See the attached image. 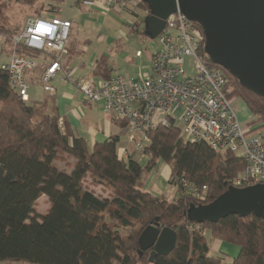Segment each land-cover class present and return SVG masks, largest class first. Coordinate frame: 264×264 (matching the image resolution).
I'll return each instance as SVG.
<instances>
[{
  "label": "trees",
  "instance_id": "16d2710c",
  "mask_svg": "<svg viewBox=\"0 0 264 264\" xmlns=\"http://www.w3.org/2000/svg\"><path fill=\"white\" fill-rule=\"evenodd\" d=\"M16 1L31 6L34 0ZM82 1L90 0L76 3ZM138 7L147 13L148 7L141 0ZM47 11L54 12V7ZM39 14L36 10L35 15ZM135 24L136 31L139 24L144 29L142 19ZM20 29L0 33L11 38ZM16 49L29 57L40 55L26 47ZM200 55L211 65L202 46ZM93 71L108 78L111 69L107 59H99ZM224 72L234 86L229 90L228 84L224 89L226 97L231 100L239 93L256 124L263 126L264 99ZM0 103V261L150 263V250L137 251L138 237L147 225L157 221L160 227L173 229L177 241L169 254L156 255L150 264H221V257L209 255L206 236L188 230L191 222L187 210L208 203L226 190L243 169L241 158L231 153L222 155L203 142L186 143L173 124L149 132L144 166L132 154L127 159L118 158V136L95 142L89 149L84 137L57 113L51 99L22 100L1 65ZM158 162L170 166L169 181L177 188V197L172 200L144 189L140 183L141 174ZM86 175L92 183L108 187L113 197L83 190ZM181 178L200 189L205 187V199L199 200L185 190ZM41 195L47 197L49 209L38 215L34 204ZM202 226L207 227L210 238L239 248L228 264H264V217L229 214Z\"/></svg>",
  "mask_w": 264,
  "mask_h": 264
},
{
  "label": "built area",
  "instance_id": "2783aa9c",
  "mask_svg": "<svg viewBox=\"0 0 264 264\" xmlns=\"http://www.w3.org/2000/svg\"><path fill=\"white\" fill-rule=\"evenodd\" d=\"M122 1L125 0H90V3L105 12ZM71 25L70 20L53 13L29 16L10 38V56L1 68L22 100H29L25 77L28 70L37 66L42 69L41 82L46 92L54 91L49 82L56 72H61L63 79L81 93L85 103L100 104L104 113L124 123L130 149L127 146L117 149L118 158L127 159L135 151L145 155L149 132L173 124L179 128L184 142H203L211 149L243 160V169L230 185L264 183V125L248 128L241 125L224 93L229 77L224 69L213 63L208 65L200 55L204 37L193 21L179 11L167 17L162 31L155 37L160 49L151 53L148 71H139L136 78L122 74L108 78L93 73L78 76L74 68L63 66ZM130 25L132 30L136 28L135 23ZM17 47L40 52L43 62L39 64L35 57L18 52ZM141 54V50L136 52V56ZM186 58H191L195 68L191 73L184 67ZM180 182L195 198L205 199V187H195L183 178ZM202 227V223L196 222L187 225L188 230L206 236Z\"/></svg>",
  "mask_w": 264,
  "mask_h": 264
},
{
  "label": "water",
  "instance_id": "95a60500",
  "mask_svg": "<svg viewBox=\"0 0 264 264\" xmlns=\"http://www.w3.org/2000/svg\"><path fill=\"white\" fill-rule=\"evenodd\" d=\"M148 11L141 18L144 34L153 39L171 14L179 11L197 23L203 33V52L213 64L234 77L246 90L264 99V0H141ZM237 214L264 217V183L228 185L208 203L187 210L190 222L216 223ZM177 234L156 221L138 237V252L150 250L148 262L167 255L176 246Z\"/></svg>",
  "mask_w": 264,
  "mask_h": 264
},
{
  "label": "rangeland",
  "instance_id": "374dc122",
  "mask_svg": "<svg viewBox=\"0 0 264 264\" xmlns=\"http://www.w3.org/2000/svg\"><path fill=\"white\" fill-rule=\"evenodd\" d=\"M33 1V0H32ZM48 4L51 2L49 0H34L33 4L29 6L28 4L20 3L16 0H0V30L7 32H14L20 29L25 21V19L29 16H34L36 14V10H40L44 7L41 4ZM57 2V3H56ZM55 8L58 10L56 12H50L61 18H68L70 21L74 20V24L77 27V33L79 36V40L82 43H85L83 47L88 49V53L91 51L99 52L101 49L107 56V60L112 64L114 74H123L125 75V70H130L131 67L126 65L123 61V56L127 53L129 57L135 58L136 65H146V54L154 52L155 50L160 49V44L157 38H149L142 31L143 26L139 24V31L132 30L130 23L137 22L136 15L137 12L139 14H144L139 7H133L134 12L130 13L123 9V5L114 7L111 11L108 12H96L94 15L95 20L87 21L85 19H80V13L87 11V7L85 4H75L74 0H59L56 1ZM41 13V12H40ZM77 17L76 19H74ZM102 18V20H100ZM78 24V25H77ZM102 36V40H97V35ZM0 46L7 50V47L10 46V36L6 33H0ZM112 41L107 42L108 39ZM87 39H91L89 42ZM153 44L156 46L153 47ZM138 50L142 51V56L137 57L136 52ZM1 54V53H0ZM3 54H1L2 56ZM0 56V57H1ZM39 62V60H36ZM149 65V62H148ZM184 67L187 73H191L195 70L192 65L191 58H186ZM146 69L145 67L142 68ZM146 71V70H143ZM231 85V86H230ZM229 90L231 87L234 89L233 84L229 81ZM238 93V92H237ZM230 104L235 109L236 113L243 109V101L241 100V95L234 94L232 99L230 100ZM1 105V103H0ZM258 124V123H257ZM256 118L251 115L248 110H245V119L241 121V125L245 128H248L250 125H257ZM121 145L117 146V149L127 146L130 149L129 144L124 139ZM225 155L224 153H221ZM132 155L139 161V163L144 166L146 164V156L142 154L140 151H135ZM58 166H62V164H58ZM164 163H158L157 166L152 168L149 172L144 171L141 174L140 183L144 188V185L147 183L149 187L157 186L160 190V193L165 196V199L172 200V196L169 195L171 192L174 193L176 187L173 183L168 181L163 174ZM70 171V169L68 170ZM240 173V172H239ZM148 180V181H147ZM146 181V182H145ZM82 188L83 190H88L98 195L100 197H108L112 198V191L103 185L92 183L91 179L88 175H86L82 180ZM163 191V192H162ZM49 209V201L45 195H41L34 204L35 214L43 215ZM202 230L206 232L207 235V227L203 226ZM206 241H208L210 246V254H219L221 256V264H228L236 255L237 247L233 246L234 250H222V252H218L214 250V243L207 236ZM229 245V244H228ZM230 246V245H229ZM226 245L227 248H230ZM226 249V248H225ZM0 264H29L26 262L16 263V262H7L0 261ZM142 264H150V263H142Z\"/></svg>",
  "mask_w": 264,
  "mask_h": 264
},
{
  "label": "crops",
  "instance_id": "0c3cea01",
  "mask_svg": "<svg viewBox=\"0 0 264 264\" xmlns=\"http://www.w3.org/2000/svg\"><path fill=\"white\" fill-rule=\"evenodd\" d=\"M49 1L51 2H48V4H43L44 3L43 1L41 2L40 5L44 7L40 11L41 12L39 14L40 16L49 15V12L47 11V9L50 6L55 8L54 6L55 4H53L52 2L55 3L56 0H49ZM76 1L77 0H74L75 4L77 5ZM138 1L139 0H125L114 7L123 5L124 10L132 13L134 11L131 8L133 7L137 8ZM80 3L85 4L86 7L88 6L87 11L80 13V19H85L87 21H90V20L94 21L95 20L94 15H96V12H100V13L104 12L99 7L93 5V3H90V1H82ZM114 7H112V9ZM105 12H108V11H105ZM76 18L77 17H75L74 19ZM141 18H142V15H140L137 12L136 20H140ZM62 19H68V18H62ZM100 20H102V18H100ZM71 22H72V25L70 29V35L68 38V54L64 56L62 60V64L65 67L74 68L75 75L85 76V75H88L94 72L92 68L95 66V64L98 63L99 59H102V58L107 59V56L103 52L102 49L99 52L91 51L90 53H88V49L83 47L85 43H82L81 40L78 39L79 36L77 33V27L73 23L74 20L73 21L71 20ZM97 40H102V36L100 34L97 35ZM87 41L91 42L92 40L87 39ZM110 41L112 40L109 38L107 42H110ZM0 53L3 54L2 56L0 54L1 56L0 65H1L2 63L8 61L10 52L8 50V47L6 50L5 48L0 46ZM151 53L146 54V58H147L146 65H140V64L136 65V63L134 62L135 58L129 57L128 53L125 56H123L124 63L128 65L129 67H131L130 70L124 71L125 73L124 76L128 78H136L137 73L139 71H143V70L148 71V68H149L148 62H149ZM142 54L137 57H141ZM35 59L39 60L38 62L39 64L43 62L41 55L35 57ZM109 64H110V69H111L109 77H113L117 74L112 73L113 66L111 63ZM143 67H145L146 69L142 70ZM41 74H42V69L39 66H37L34 69L28 70L26 72L25 77L28 83L29 100L41 101L45 99H51V101H53L54 103V107L57 113L70 125V127L74 130V132L77 135L84 137L87 147L89 149H91V147L93 146L95 142H102L106 140L108 137L113 136V135L118 136L119 138V142L117 143V146L123 144L122 143L123 141H121L122 139L126 141L125 131L123 130L124 124L120 125V122L122 121L114 118L110 114L104 113L102 111V107L100 104L90 105L88 103H85L82 99L81 93L72 85V83L67 82L65 81V79H63V75L61 72H56V74L51 78L49 82V84H51L54 88L53 92H46L43 89L42 82H41ZM97 77H100V76H97ZM245 110H248V109L246 105L243 103V109L237 113L240 122L244 121L245 119ZM158 163H162V162H158ZM151 170L152 169H150V171ZM163 174L166 177V179L169 181L170 166L168 164H165V166L163 167ZM144 189L151 191L152 193L156 195H162L163 197H165L163 194L160 193V190L157 186L149 187V185L146 183L144 185ZM169 195L172 196L171 197L172 199L177 197V188L175 189L174 193L171 192V194ZM207 236L210 238L208 231H207L206 237ZM210 240L214 243L215 251L222 252V250H229V251L234 250L233 245L229 244L230 245L229 246L228 243L222 240L212 239V238H210ZM226 245L229 246L230 248H227ZM238 251H239V248L236 249L237 253ZM209 255L221 257L217 253L215 254L209 253Z\"/></svg>",
  "mask_w": 264,
  "mask_h": 264
},
{
  "label": "flooded vegetation",
  "instance_id": "af4514ba",
  "mask_svg": "<svg viewBox=\"0 0 264 264\" xmlns=\"http://www.w3.org/2000/svg\"><path fill=\"white\" fill-rule=\"evenodd\" d=\"M140 15H142V17L144 16V14H140ZM143 32H144V29H143Z\"/></svg>",
  "mask_w": 264,
  "mask_h": 264
}]
</instances>
